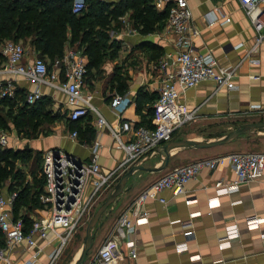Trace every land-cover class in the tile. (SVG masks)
<instances>
[{
	"label": "crops",
	"instance_id": "0c3cea01",
	"mask_svg": "<svg viewBox=\"0 0 264 264\" xmlns=\"http://www.w3.org/2000/svg\"><path fill=\"white\" fill-rule=\"evenodd\" d=\"M100 1L115 5L121 0ZM85 2L87 4L86 0ZM152 2L159 12L167 8L166 5H159L156 0ZM188 3L193 12L192 25L201 32L195 39L197 51L212 52L221 66L239 65V70L234 79L236 87L233 89L218 88L213 81L207 80L181 91L179 103L193 112L192 119L186 124L195 127L189 130L187 125L177 128L170 141H215L225 135L222 131L219 133L221 135L209 137L208 133L214 131L215 127L220 131L225 123L240 126L264 121V41L259 45L258 51L249 57L250 60L257 62L248 60L246 54L255 44L257 32L238 0H188ZM131 15L132 10H127L123 16L107 25L105 34L108 44H115L116 49L110 50L114 55L107 57L99 70L92 69V72L88 71L86 74L84 93L91 96L94 110L80 119V123H77L79 128L76 126L77 128L72 129L70 126L69 113L73 107L67 104V95L64 92L16 77L17 86L26 94L39 87L44 94L42 99L47 98L50 101L48 111L50 110L51 115L58 114L61 118L53 121L47 132L40 133L37 138L30 141L10 139L12 145L24 146L29 142V146L31 145L34 150L42 152V157L49 150H59L86 162L92 159V148L99 142L101 145L98 150L99 163L102 171L108 173L118 167L126 153L119 147L110 126L117 130L126 121L136 127L143 125V116L137 112L138 94L159 95L161 73L154 66L173 46L166 23L161 29L142 34L135 26ZM97 29L103 30L100 26ZM77 43L79 44L78 41L71 42L70 33L64 55L57 59L62 63L58 68L54 63L49 69L50 72L62 73L60 76L63 77L65 58L72 52L80 54L88 70L89 56L85 52V47ZM1 47L2 45L0 46L2 54ZM25 47L27 50H34L30 42L26 43ZM37 54L30 51L25 63H32ZM5 65L6 58L0 68ZM117 76L125 80L124 93L117 90L118 82L115 79ZM6 77L8 76L0 75V79ZM116 94L127 97L124 106L119 110L111 108L110 105ZM149 105L147 103L142 107L143 114ZM99 114L109 126H99ZM151 124L153 127V119ZM144 126L150 127L145 124ZM74 131L78 133L77 138L71 136ZM121 137L124 142L131 139V135L126 133H122ZM166 144H162L157 152L149 154L138 165L148 168L160 167L165 158L163 147ZM253 150L264 152V128L244 134L228 144L211 148L172 149L169 164L164 170L136 171L128 179L125 191L97 224L93 247L84 264H89L92 256L105 242L120 214L128 210L144 190L169 170L203 158ZM123 174L104 191L89 218L97 210L96 206L101 205L107 198ZM235 180L236 174L229 165H225L213 171H204L196 179L191 180L185 191L179 195H174L171 190H165L157 197L148 198L143 207L147 223L136 227L131 236L138 255L135 259L130 258L126 244H122L124 257L119 259L117 264H264V221L258 228L247 227L248 219L251 217L264 219V176L243 183L231 194L218 193V182L232 183ZM212 200L218 204L210 209L209 202ZM37 216L30 215V218ZM234 225L239 230V236L229 238L228 228ZM190 229L193 230V234L186 237L185 232ZM84 239L85 237L79 244V250L71 256L67 264H74L78 259ZM37 242L41 247L46 245V241L41 238ZM181 243H187L188 248L179 252L177 245ZM222 243H225L224 247H221ZM53 249L52 245L46 246L36 260L32 258L37 250L34 247L12 249L8 256L13 264H48ZM193 256L197 258L193 259Z\"/></svg>",
	"mask_w": 264,
	"mask_h": 264
},
{
	"label": "built area",
	"instance_id": "2783aa9c",
	"mask_svg": "<svg viewBox=\"0 0 264 264\" xmlns=\"http://www.w3.org/2000/svg\"><path fill=\"white\" fill-rule=\"evenodd\" d=\"M156 1L159 5L169 7L166 29L172 37L173 46L154 66L161 73V84L158 89L159 98L154 104L153 127L143 125L136 127L128 121L123 122L117 130L110 126L119 147L125 150L126 155L118 167L108 173L102 171L99 163L98 150L101 147L99 142L92 148V159L86 162L59 150L47 151L42 163L45 184L39 197L46 214L33 218V225L29 231H25L24 219L17 218L14 213L13 205L18 193L15 191L0 194V264H13L8 256L12 249L24 246L37 248L32 255L36 260L49 245L54 246L50 254V259L54 263L81 227V221L90 217L104 191L132 165L141 163L149 154L157 152L162 144L171 140L177 128L192 119L193 112L179 103L182 90L193 88L207 80L213 81L218 88L236 87L234 79L239 65L221 66L212 52L197 51L195 39L201 32L192 25L193 12L188 0ZM238 3L257 32L256 42L246 54V58L250 60V55L255 54L264 41V0H238ZM86 8L85 0H75L72 12L80 14ZM30 51L36 52L27 50L21 42L7 41L2 45L1 52L6 58V65L0 68V75L8 77L0 79V102L15 99L19 89L16 77L19 76L37 85L64 92L67 95V104L73 107L69 113L71 121L88 116L94 108L91 105V96L84 93L87 67L80 54L72 52L65 58L61 77L62 73L50 72L47 61L38 54L32 63H25ZM61 63L60 60H56L55 66L58 68ZM43 96V92L37 87L28 92L26 102L33 105ZM126 100V96L116 94L110 103L111 108L119 110ZM98 122L99 126H109L100 114ZM122 133L131 135V139L124 142ZM71 136L77 138V131L72 132ZM9 144V134L0 129V145L4 147ZM225 165H229L234 171L236 180L232 183L218 182L217 191L231 194L243 183L264 176V152H235L175 166L144 190L129 209L120 214L113 230L92 256L89 264H117L118 260L124 257L122 244H126L128 256L135 259L138 253L131 236L136 227L147 223L143 210L145 201L150 197L159 196L165 190H171L174 195H179L185 191L191 180L196 179L204 171H213ZM160 200L165 202L164 199ZM217 204V201L212 200L209 202V208L213 209ZM263 221L264 219L251 217L248 219L247 227L252 229L253 224L259 227ZM192 234V229L185 232L186 237ZM227 236L229 238L239 236L236 225L228 228ZM39 238L46 241L45 246L38 245ZM224 245L225 243H222L221 247ZM187 248V243L177 245L179 252ZM192 258L195 259L197 256Z\"/></svg>",
	"mask_w": 264,
	"mask_h": 264
},
{
	"label": "trees",
	"instance_id": "16d2710c",
	"mask_svg": "<svg viewBox=\"0 0 264 264\" xmlns=\"http://www.w3.org/2000/svg\"><path fill=\"white\" fill-rule=\"evenodd\" d=\"M86 1L87 8L82 13L75 14L72 12L73 0H0V46L7 41L19 42L30 38V43L38 55L47 63L50 61V69L57 59L63 57L71 33V42L78 41L79 46L85 47L90 59L87 72H92V69L99 70L107 57L114 55L110 50L116 49V45L108 44L105 34L107 25L112 20H117L127 10H132L131 18L135 26L142 34H148L163 28L169 14V7L159 12L152 0H121L115 5L100 0ZM98 26L103 30L97 29ZM4 61L5 58L0 53V66ZM115 79L118 82V92L124 93L125 80L120 76ZM26 96L23 90L18 89L15 99L0 102V129L8 131L12 124L20 138L30 140L38 137L43 129L47 132L48 127L45 125L60 120L61 116L51 115L47 109L50 104L47 98L29 105ZM158 98L157 94H138L137 112L143 116V126L145 124L152 127L151 121L155 111L153 103ZM147 103L150 105L143 114L142 107ZM79 121H70L71 128H77ZM41 156L42 152L32 148L15 149L0 145V186L7 180L19 184L10 185L5 194L15 191L18 193L13 209L17 218L22 216L24 219L26 232L33 225L31 211L44 209L39 198L45 184L43 170H40V180L36 179ZM17 160H21L25 167L36 161L37 165L31 171L35 179L32 185L24 184V170L16 165Z\"/></svg>",
	"mask_w": 264,
	"mask_h": 264
},
{
	"label": "water",
	"instance_id": "95a60500",
	"mask_svg": "<svg viewBox=\"0 0 264 264\" xmlns=\"http://www.w3.org/2000/svg\"><path fill=\"white\" fill-rule=\"evenodd\" d=\"M264 128V121L259 122H251L246 123L238 126L236 129L230 131L229 133L225 134L221 138L215 140V141H194V140H177V141H170L163 147V151L165 153V158L162 162V165L158 168H148L143 165L134 164L132 165L118 180V182L115 184L113 189L110 191L107 198L101 203V205L97 208V210L94 212L92 217L89 219L87 226H86V232H85V239L84 243L81 249V253L78 257V259L74 262V264H84L89 252L91 251L93 247V236H94V230L99 223L101 217L103 214L109 209V207L117 201L119 196L125 191V185L128 181V179L139 170H147V171H154L159 172L164 170L170 161L171 156V150L176 148H188L193 147L197 149H203V148H211L218 145H224L232 142L236 138L251 133L257 129Z\"/></svg>",
	"mask_w": 264,
	"mask_h": 264
},
{
	"label": "rangeland",
	"instance_id": "374dc122",
	"mask_svg": "<svg viewBox=\"0 0 264 264\" xmlns=\"http://www.w3.org/2000/svg\"><path fill=\"white\" fill-rule=\"evenodd\" d=\"M28 42H31L30 38L21 41V43L24 44V46ZM9 123H12V122L9 121ZM183 125H187L188 130L189 129H192L193 127H195L194 125H188L186 123L183 124ZM235 126L238 127L239 125H236V124H232L231 125V124H226L225 123L222 126L223 129L220 130V131L219 130H216V127H215L214 131L208 133L209 134V137L212 136V135L214 136L216 134H219L222 131H224V134H227L230 131L236 129L237 127H235ZM45 127H49L50 128V124H46ZM219 127H221V126H219ZM229 127H231V128H229ZM43 130H41V132H40L41 134L44 132ZM6 132L9 134V137H10L11 140H15L17 138L22 139V138H20L18 131L16 130V128L13 127L12 124H10L9 129ZM208 134H206V136H208ZM35 138H37V137H35ZM30 140H28V141H30ZM27 145H28V147H27ZM8 146L10 147V145H8ZM11 147H13L15 149H17V148L22 149V148H25V147L26 148H32L31 145L29 146V142H27V144L24 145V146H20V145L17 146V145H12L11 144ZM253 151L261 152L259 150H253ZM16 165L18 167L23 168V170H24V175H25V177H24V184L25 183H29L30 185H32L35 182V179L33 178L34 175H32L31 171H32L33 167H35L37 165L36 161L32 162L31 163V166L25 167L24 164H23V162L21 160H17ZM38 165H39L38 166V169H39V167H40V169L37 170L38 172H36V173H38L36 179H38V181H39L40 178L42 177V175H41V171H42V169H41V167H42V156H41V162H39ZM38 181H37V183H38ZM11 182H12V180H11ZM11 182H10V180H7V181H5V183H3L0 186V188H1L0 189V194H4L7 191V188H9L10 185L18 184V183H11ZM99 205L100 204H98L96 207H99ZM44 213H46L45 209H41V210H36L35 209V210L31 211L30 215H33V216H37L38 215V216H40V214H44ZM88 219H90V218H85V219H83L81 221V227L78 229V231L72 237V239L66 244L65 248H63V250L60 253L59 257L54 261V263L50 259V261H49L48 264H67V261H69V259L71 258V256H73V254H75L77 252V250H79V247H80L79 244H81V242L83 241V238L85 237L86 226H87V223L89 221ZM95 230H96V228H95Z\"/></svg>",
	"mask_w": 264,
	"mask_h": 264
},
{
	"label": "bare ground",
	"instance_id": "6f19581e",
	"mask_svg": "<svg viewBox=\"0 0 264 264\" xmlns=\"http://www.w3.org/2000/svg\"><path fill=\"white\" fill-rule=\"evenodd\" d=\"M257 226H258L257 224H253L251 227L252 229H255V228H258Z\"/></svg>",
	"mask_w": 264,
	"mask_h": 264
}]
</instances>
